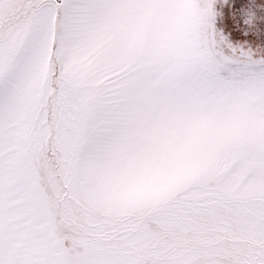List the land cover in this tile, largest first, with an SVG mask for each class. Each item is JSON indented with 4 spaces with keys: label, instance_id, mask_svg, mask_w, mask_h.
Instances as JSON below:
<instances>
[{
    "label": "snow or ice",
    "instance_id": "obj_1",
    "mask_svg": "<svg viewBox=\"0 0 264 264\" xmlns=\"http://www.w3.org/2000/svg\"><path fill=\"white\" fill-rule=\"evenodd\" d=\"M211 16L0 0V264H264V61Z\"/></svg>",
    "mask_w": 264,
    "mask_h": 264
},
{
    "label": "trees",
    "instance_id": "obj_2",
    "mask_svg": "<svg viewBox=\"0 0 264 264\" xmlns=\"http://www.w3.org/2000/svg\"><path fill=\"white\" fill-rule=\"evenodd\" d=\"M227 1L228 0H213L212 1V16L210 18V25H211L210 33L212 34L214 40H216L215 37H216L217 32H218L217 27L221 21L220 17L222 18V21H221L222 23L224 22V20H227V19L223 18L224 13L221 14L222 16L219 15V10H218L219 5L221 6L223 4V5L227 6V8H230L232 5H234L233 1H231V0H230L231 2H227ZM258 1H260V4H263V5H262V7L260 6L256 11H254V9H251L250 5H249L248 9L247 8L244 10L242 9L240 11V13H238V14L234 13L235 15H234V18L232 21L233 25L228 27V29L230 30V28H231L230 33L234 34V35H232V37L233 36L234 37L240 36V39L243 38V39H241V41H242V40H244V38H248V36L246 37V35H245V33L247 34L248 30H246L244 28L245 27L249 28L250 24H253V26L255 25L253 29L249 28L250 29L249 31H250V33H253L251 35H255V42L259 43V45H261L260 47L263 50L264 49V0H258ZM245 6H247V3H245ZM226 15H227V13L225 14V16ZM234 19H235V21H234ZM256 27L258 29H256ZM217 46H216V51L220 54H223V53H221V51L218 50ZM234 58L236 60H238L235 62H239L241 64H242V62H244V59H243V61H239L242 59H239L237 57H233V59Z\"/></svg>",
    "mask_w": 264,
    "mask_h": 264
},
{
    "label": "rangeland",
    "instance_id": "obj_3",
    "mask_svg": "<svg viewBox=\"0 0 264 264\" xmlns=\"http://www.w3.org/2000/svg\"><path fill=\"white\" fill-rule=\"evenodd\" d=\"M205 2H206V0H200V3H201L202 6L205 4ZM245 2L248 3V0H233V4L235 6H238V7H241L243 4H245ZM231 7L228 9V11L226 10L225 7H222V5L221 6L219 5V7H218L219 15L222 16L221 14L224 13V17L223 18L227 19V20H224V22L222 23L221 22L222 18L220 17L221 21H220V23L218 24V27H217L218 31H219L217 33L219 35H216V37H215L216 45L221 44V46H222V45H225L224 43L227 44V41H225V39L221 38L222 36H220V33L223 32L222 29H226V28L228 29V27L233 25L232 21H233V18H234L235 14H234V12L230 14V11H233ZM226 13H227V15L225 16ZM234 21H235V19H234ZM230 30H231V28H230ZM209 31H210V29H209ZM227 32H228L227 36L230 39H232V35L233 34L230 33V31H228V30H227ZM236 37H240V36H236ZM228 52H230L229 54H231V55L234 54L233 56H235L237 58H240L239 55L241 54V52L238 49L234 48L233 46H229V51ZM258 53L260 54V52H258ZM233 61H235V60H233ZM245 61H248V60H245ZM251 61H255V60H251ZM241 66H242L241 63L235 62V63H231V64L226 65V68L229 69V70L234 71V70H236L237 68H239ZM251 66L255 67V68H258V69H264V64H256V65H251ZM221 75L227 77L229 75V71H222Z\"/></svg>",
    "mask_w": 264,
    "mask_h": 264
},
{
    "label": "flooded vegetation",
    "instance_id": "obj_4",
    "mask_svg": "<svg viewBox=\"0 0 264 264\" xmlns=\"http://www.w3.org/2000/svg\"><path fill=\"white\" fill-rule=\"evenodd\" d=\"M250 1H251L250 4H251L252 8L254 9V11H256L258 9L257 6H260V5L255 4L256 2L254 0H250ZM222 30H223V32L220 33V36H222L221 38H223V39H225V41H227V44L224 43L225 45L220 46L222 50H227L228 46H233L234 48L238 49L241 52V54L239 55V57H240L239 59H242L239 61H243V59H244V61L249 60V58H250V60H255V61H263L264 60V49L262 50V48L255 45L254 44L255 42L253 41V39L247 38V39L242 40L241 42L240 41L232 42V40L227 36V34H228L227 29H222ZM247 34H250V32H247ZM258 52H260V54ZM245 53L247 54V56L243 55ZM233 57H235V56H233ZM231 59H233V58L231 57Z\"/></svg>",
    "mask_w": 264,
    "mask_h": 264
},
{
    "label": "water",
    "instance_id": "obj_5",
    "mask_svg": "<svg viewBox=\"0 0 264 264\" xmlns=\"http://www.w3.org/2000/svg\"><path fill=\"white\" fill-rule=\"evenodd\" d=\"M231 1H233V0H231ZM231 1L228 0L227 2H231ZM254 1L256 2L255 4H257V5L260 4V1H258V0H254ZM250 3H251V1L248 0L247 6H245V4H243L241 7H238V6L232 5L231 8H232L233 11H230V10H229V11H230V13H231V12H232V13L234 12L235 14H236V13L238 14V13H240V11H241L242 9H243V10L246 9V8L248 9V6H249V5H250V8L253 9ZM262 5H263V4H260L261 7H262ZM260 6H257V7L259 8ZM222 7L227 8V6H225V5H223V4H222ZM228 9H229V8H227L226 10L228 11ZM245 24H246V23H245ZM254 24H255V23H254ZM254 26H255V25H254ZM254 26H253V24H250V25H249V28H250V29H253ZM249 28L245 27L244 29H246V30H248V32H250V31H249V30H250ZM226 29H227V28H226ZM256 29H258V28L256 27ZM227 30L230 31L229 29H227ZM241 30H242V29H241ZM218 32H219V31H218ZM251 34H253V33H250V34H246V33H245L246 37L248 36L249 39H253V41L255 42V35H251ZM217 35H219V34L217 33ZM233 35H234V34H233ZM241 39H243V38H241ZM241 39H240V37L237 38V37H234V36H233L231 40H232V42H238V41H241ZM244 39H247V38H244ZM218 44H219V43H218ZM254 44L257 45L258 47L261 46V45H259V43H256V42H255ZM220 46H221V45L219 44V45L217 46V48H218L219 51H221V53H223L222 55L231 58L232 56L229 54L230 52H228V51H229V46H228L227 50H222ZM260 48H261V47H260ZM232 58H233V57H232ZM231 60H233V59H231ZM234 60H235V61H238V60H236V59H234Z\"/></svg>",
    "mask_w": 264,
    "mask_h": 264
}]
</instances>
